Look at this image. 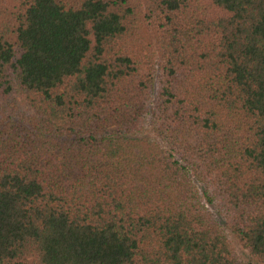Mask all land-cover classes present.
Returning a JSON list of instances; mask_svg holds the SVG:
<instances>
[{
    "label": "trees",
    "instance_id": "1",
    "mask_svg": "<svg viewBox=\"0 0 264 264\" xmlns=\"http://www.w3.org/2000/svg\"><path fill=\"white\" fill-rule=\"evenodd\" d=\"M0 264H264V0H0Z\"/></svg>",
    "mask_w": 264,
    "mask_h": 264
},
{
    "label": "rangeland",
    "instance_id": "2",
    "mask_svg": "<svg viewBox=\"0 0 264 264\" xmlns=\"http://www.w3.org/2000/svg\"><path fill=\"white\" fill-rule=\"evenodd\" d=\"M228 234L230 236L231 243L234 246V248L237 251V253L239 254L240 258H242L244 260H247L248 259V255H247L246 251L240 247V245L236 242V240L233 238V236L230 234L229 231H228Z\"/></svg>",
    "mask_w": 264,
    "mask_h": 264
}]
</instances>
